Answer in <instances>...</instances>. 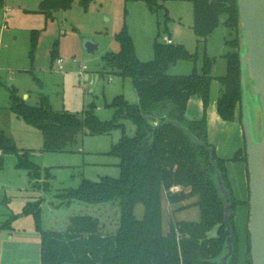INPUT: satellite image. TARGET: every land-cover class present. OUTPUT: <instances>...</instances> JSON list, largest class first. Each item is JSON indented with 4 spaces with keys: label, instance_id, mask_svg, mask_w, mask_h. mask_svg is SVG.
<instances>
[{
    "label": "trees",
    "instance_id": "obj_1",
    "mask_svg": "<svg viewBox=\"0 0 264 264\" xmlns=\"http://www.w3.org/2000/svg\"><path fill=\"white\" fill-rule=\"evenodd\" d=\"M95 0H39V10L47 17L55 11H67L77 3L84 11ZM141 1L155 15L163 9L164 0ZM191 5L192 31L199 46L222 25L236 38L226 42L232 49L225 56L226 73L214 79L212 58L203 56L200 71L194 67L186 76H171L167 72L178 62H190L194 66L197 52H189L182 45L158 41L167 32L170 18L164 14V30L158 32L153 44V59L142 62L135 55L134 46L126 28L116 34L119 52L104 57V73L129 78L138 97L136 104H129L122 96L112 99L108 108L112 117L101 121L94 114V106L83 118L69 112L52 110L42 98L38 107H30L9 91V111L26 125L35 129L43 138V152L64 153L76 144L79 134L99 137L114 130L122 131V138L107 155L119 161V178L103 177L94 183L82 180L75 189L58 193L55 197L61 205L70 206L76 201L88 205H104L118 202L119 223L112 233L101 226L97 218L76 216L68 220L62 232L46 231L41 222L43 199L27 202L21 215L32 216L35 231L39 235V264H217L225 255V226L223 225L225 197L216 188L215 167L224 186L231 192L232 210L241 203L233 196L226 165L229 161H242L246 165L245 145L229 161L219 159L208 143L205 120L209 104L210 86L216 80L219 96L216 110L224 122H233L238 114L241 120L239 45L240 21L236 0H182ZM5 0H0V10ZM225 18L224 21L221 19ZM36 39L32 38V51ZM234 49V50H233ZM52 59H57L55 51ZM197 97L202 102L201 120L186 117L187 103ZM124 122L135 127V134L128 138ZM169 122H177L191 136L213 149V159L201 146L193 143L181 130ZM30 150L18 149L14 141L0 132V169L6 156H15V168L25 171L34 187L47 191V183L41 186V171L30 158ZM213 161V162H212ZM247 170V169H246ZM248 179V174H247ZM176 188V192L171 190ZM196 199L192 204L188 201ZM164 204L173 207V213L194 205L199 210L198 222H169L164 228ZM142 205L141 220L134 217V209ZM248 208V202L245 203ZM8 219L0 229L10 230ZM234 235L233 255L228 264H237L236 232L233 218L230 220ZM216 229V236L208 233ZM245 264L250 263L249 235L246 232Z\"/></svg>",
    "mask_w": 264,
    "mask_h": 264
},
{
    "label": "rangeland",
    "instance_id": "obj_2",
    "mask_svg": "<svg viewBox=\"0 0 264 264\" xmlns=\"http://www.w3.org/2000/svg\"><path fill=\"white\" fill-rule=\"evenodd\" d=\"M162 4L163 9L153 15L141 1L95 0L86 11L75 3L69 10L55 11L51 17H47L39 10V0H5L0 10V131H4L18 149L30 150L31 161L42 172L48 170L50 177L45 179L42 176L40 184L47 183V191H39L33 186V181L27 180L25 171L15 168V156L4 158L0 169V227L8 219L16 218L10 222V230L0 229V264H33L35 259L38 260L35 248H39V235L35 231L33 218L21 215L22 208L29 201L43 199L41 222L46 231L62 232L68 220L76 216L97 218L110 233L119 223L118 202L88 205L74 201L66 206L61 205L55 196L64 190L77 188L82 180L96 183L103 177L118 179L119 161L107 154L122 138V131L114 130L99 137L79 134L76 144L68 152H43L42 136L9 111L10 90H16L17 95L30 107H38L44 98L52 110L83 118L93 105L94 114L99 120H110L112 110L108 105L113 98L122 96L129 104H136L138 97L129 78L104 73V57L119 52L115 36L125 27L137 59L151 61L158 32L157 23H160V31L164 30L165 12L170 20L166 24L167 32L158 41L165 43L170 36L187 51L197 52L195 66L190 62H178L172 71H187V75L194 67L200 71L203 56L206 55L214 60L212 74H223L225 62L220 56L223 52H231L229 48H224V43L236 38L234 32L230 34L219 25L207 38V45L204 42L197 46L192 31L191 5L182 0H164ZM33 36L36 46L32 51ZM88 42L97 45L92 53L85 50ZM53 51L57 59H52ZM58 59L62 62V69L57 65ZM24 96L27 98L23 99ZM247 98L250 102L248 95ZM252 123L257 140L260 133L258 110L252 112ZM124 125V135L133 137L135 127L130 122H124ZM232 171L233 179H236V170ZM234 181L232 193L239 202L237 198L241 191ZM195 201L193 199L187 204ZM173 209L164 204L165 230L169 222L199 220V210L194 205L174 213ZM143 212L142 205L135 207L136 220L142 219ZM233 213L237 263L245 264L244 237L248 208L241 203ZM215 236L216 229L208 233L209 238Z\"/></svg>",
    "mask_w": 264,
    "mask_h": 264
},
{
    "label": "water",
    "instance_id": "obj_3",
    "mask_svg": "<svg viewBox=\"0 0 264 264\" xmlns=\"http://www.w3.org/2000/svg\"><path fill=\"white\" fill-rule=\"evenodd\" d=\"M240 21L239 66L242 98L240 103L241 127L244 137L246 169L248 174V220L249 250L251 264H264V0H236ZM97 45L85 44L87 53ZM248 97L251 99L248 101ZM258 110L260 133L255 139L252 112ZM183 131L193 143L201 145L213 159V149L200 143L177 122H169ZM213 162V161H212ZM215 167L218 192L225 197L223 225L225 226L224 256L217 264H228L233 255L234 235L230 220L234 213L231 192L227 190Z\"/></svg>",
    "mask_w": 264,
    "mask_h": 264
},
{
    "label": "crops",
    "instance_id": "obj_4",
    "mask_svg": "<svg viewBox=\"0 0 264 264\" xmlns=\"http://www.w3.org/2000/svg\"><path fill=\"white\" fill-rule=\"evenodd\" d=\"M208 39L205 41L204 45H207ZM168 40H170L172 44L174 45H182L179 43L178 44L175 43L173 39H171L170 36L168 37ZM226 42H229V41H226ZM195 43H196V40H195ZM225 43H224V48H229L225 45ZM230 50L232 52V49ZM227 53L223 52L220 56L223 62H225L224 56ZM172 67H175V65ZM172 67L169 69V75L171 76H186L187 75L186 73L187 71H185V73L174 72L172 71ZM222 68H223L222 69L223 74L220 73V75L212 74V69H211V76L214 79L223 77L226 73V62L223 64ZM218 96H219V84L216 80H214L210 86L209 104H208V108L205 114L208 143L214 148L215 154L219 159L229 161L233 158L236 152L242 150L244 147L243 131L241 127V122L238 118V114H236L235 120L231 123L224 122L219 118L217 114V110H216ZM26 98L27 96L23 97V99H26ZM186 117L187 119L194 120V121H197V120L199 121L202 119L203 107H202V102L199 98L192 97L189 99L187 103ZM0 132H3L5 134L4 131H0ZM3 163H4V159H3ZM226 168H227V177H228L231 190H233V186H234L233 181L236 180L234 182L237 183V186L240 188V191H241V194L238 195L237 199L242 204L247 203L248 202V179H247L246 165L242 161H239V162L229 161L226 165ZM232 169L236 170V179H233L235 176H233L234 173ZM27 180L29 181L28 175H27ZM245 243H246V238L244 237V262H245ZM39 251H40V240H39V248L37 250L35 248V255L37 254L38 260L35 259L33 264H39Z\"/></svg>",
    "mask_w": 264,
    "mask_h": 264
},
{
    "label": "built area",
    "instance_id": "obj_5",
    "mask_svg": "<svg viewBox=\"0 0 264 264\" xmlns=\"http://www.w3.org/2000/svg\"><path fill=\"white\" fill-rule=\"evenodd\" d=\"M165 44H172V42L170 41V40H166V42H165ZM57 65L59 66V69H62V67H61V65H62V62H61V60H57ZM172 192H176L177 191V189L176 188H173L172 190H171Z\"/></svg>",
    "mask_w": 264,
    "mask_h": 264
}]
</instances>
